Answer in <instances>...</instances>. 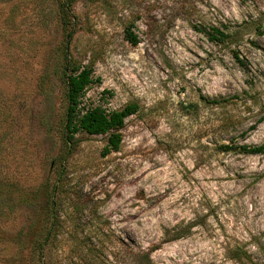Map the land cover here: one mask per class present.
I'll list each match as a JSON object with an SVG mask.
<instances>
[{
  "label": "rangeland",
  "instance_id": "374dc122",
  "mask_svg": "<svg viewBox=\"0 0 264 264\" xmlns=\"http://www.w3.org/2000/svg\"><path fill=\"white\" fill-rule=\"evenodd\" d=\"M62 1L0 0V264H29L52 198V264H264V156L220 150L264 144V0ZM64 47L96 80L82 109L138 105L117 152L66 142Z\"/></svg>",
  "mask_w": 264,
  "mask_h": 264
},
{
  "label": "trees",
  "instance_id": "16d2710c",
  "mask_svg": "<svg viewBox=\"0 0 264 264\" xmlns=\"http://www.w3.org/2000/svg\"><path fill=\"white\" fill-rule=\"evenodd\" d=\"M60 1V6L64 11L70 8L68 3H64L62 0ZM64 25L67 26L68 24L64 23ZM66 34L69 40L73 35V30H68ZM124 36L132 46H136L139 43L137 37L131 32L130 28L125 30ZM207 36L209 40L214 42H225L229 38L228 34H225L216 28H211L210 32H207ZM62 54L63 59L60 66V73L62 82L64 84L65 109L63 132L66 142L71 144L74 136L78 133H83L89 136L101 135L107 137V144L102 155L106 156L111 152H117L120 148L121 142L120 130L123 128L125 120L139 111L138 105L131 103L127 104L120 110L110 112H107L101 107L87 108L86 110L82 109L80 107L81 99L84 96L86 89L96 82V80L93 79V70L91 67H80L79 65H75L72 60H67L66 47H64ZM220 150L222 152L237 151L242 154L264 156V144L260 146L222 145ZM60 175L61 176L57 180L58 184L55 185L57 190L64 186L62 182L63 176L62 174ZM10 193L12 192L7 189L6 184H4L3 181H0V224L3 221H6L7 216L10 214L8 213V201L10 199ZM58 207L59 201L52 198L48 204L49 209L46 220L44 221V226L42 227L40 234H38L35 239L32 240L28 249L29 264H52L48 259L47 253L54 243L55 236L62 228L60 222L58 221V217L56 216ZM14 242L17 243V249H20V251L24 250V240L21 236L16 237ZM1 245H3V242L0 233V246ZM86 246V252L89 255L92 252H94V255H97V252L92 251L93 249L89 247L90 245ZM150 252L151 251L147 253L146 250L139 249L134 252L131 251L130 261L133 262V264H152ZM241 254L243 256L245 255V253H238V255ZM121 257L122 258H119V263L125 264L124 260H122L124 256L121 255Z\"/></svg>",
  "mask_w": 264,
  "mask_h": 264
}]
</instances>
